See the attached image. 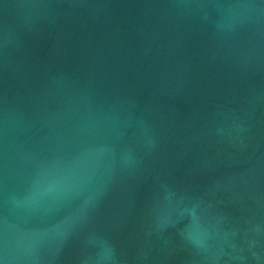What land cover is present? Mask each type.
<instances>
[{"label": "water", "instance_id": "1", "mask_svg": "<svg viewBox=\"0 0 264 264\" xmlns=\"http://www.w3.org/2000/svg\"><path fill=\"white\" fill-rule=\"evenodd\" d=\"M0 264H264V0H0Z\"/></svg>", "mask_w": 264, "mask_h": 264}]
</instances>
